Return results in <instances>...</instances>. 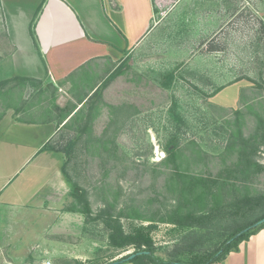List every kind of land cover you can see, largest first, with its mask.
I'll list each match as a JSON object with an SVG mask.
<instances>
[{
    "label": "rangeland",
    "instance_id": "1",
    "mask_svg": "<svg viewBox=\"0 0 264 264\" xmlns=\"http://www.w3.org/2000/svg\"><path fill=\"white\" fill-rule=\"evenodd\" d=\"M36 1L28 0L25 9L32 11ZM161 2V10L154 11L163 24L152 36L162 28V39L149 46L147 37L124 56L120 71L61 124L51 145L60 167L64 162L86 189L93 216L110 207L121 214L126 232L150 228L156 253L170 258L184 247L190 253L211 251L264 214V0ZM213 16L212 24L200 23ZM34 62L37 69L40 58ZM99 62L97 70L95 63L85 67L83 83L98 78L102 83L119 65L111 69L109 60ZM15 72L10 60L0 63V79ZM43 80L14 79L0 87V138L5 139L0 140V184L22 161L20 149L15 153L6 140L29 148L39 146L41 138L24 126L6 128L64 116L71 108H60L56 100H64L63 92ZM232 84L241 86L240 93L227 90L223 96L230 105L216 104L213 96ZM170 146L175 156L166 152ZM61 176L50 203L0 204V264H107L134 251L111 245L101 219L65 210L73 198ZM199 178L224 187L199 183L189 193L191 180ZM203 187L214 190L206 203L199 198ZM188 213L190 218H181ZM175 219L184 222H171ZM67 243L86 253L74 259L65 252Z\"/></svg>",
    "mask_w": 264,
    "mask_h": 264
},
{
    "label": "crops",
    "instance_id": "2",
    "mask_svg": "<svg viewBox=\"0 0 264 264\" xmlns=\"http://www.w3.org/2000/svg\"><path fill=\"white\" fill-rule=\"evenodd\" d=\"M156 1L158 0H38L33 4V10L29 9L28 12L25 9L28 0H0V63L7 59L16 66L15 74L0 80L14 76L29 77L41 82L44 81L43 78L47 79L63 92L60 95L64 100H56L59 107L63 108L67 104L72 109L62 121L65 122L82 108L101 84L99 78L92 85L83 83L81 77L87 65L98 64L92 67L97 70L100 67L99 61L109 60L112 64L110 68L114 69L124 56L135 51V47L141 45L147 37L149 46L157 45L162 39V28L152 36L163 24L155 19L154 9L159 8ZM41 4L34 22L33 37L30 23ZM159 9L161 10V5ZM262 15L264 22V12ZM216 19V16L209 20L202 17L200 23L209 25ZM37 56L40 58V65L36 69L34 61L38 59ZM210 77L213 81L217 79L216 74L210 73ZM240 88L238 84L225 86L212 100L216 104L230 105L224 99V93L229 90L239 94ZM61 124H58L57 117L52 116L39 122L18 121L6 128H12L13 125L24 126L34 129L33 133L41 134V138L39 146L29 148H24L26 145L17 141L6 140L10 146L14 145L15 153L20 149L22 161L12 173L2 178L0 204L25 207L37 201H40L41 206L46 202L50 203V194L59 189L62 180L60 164L56 152L40 149L45 142L55 137ZM0 140L4 143L5 139ZM67 244L69 246L65 252L67 255L72 253L74 259H79L77 257L86 253L82 248H74L77 247L76 244ZM37 251L35 249L33 255ZM213 264H264V227L242 240L237 249L229 251L223 259Z\"/></svg>",
    "mask_w": 264,
    "mask_h": 264
},
{
    "label": "trees",
    "instance_id": "3",
    "mask_svg": "<svg viewBox=\"0 0 264 264\" xmlns=\"http://www.w3.org/2000/svg\"><path fill=\"white\" fill-rule=\"evenodd\" d=\"M42 4L38 7L34 18L32 19L31 23H30V32L31 34L34 36V22H35V18L38 15L40 9H41ZM264 25V22H263ZM264 27V26H263ZM121 65V63L112 71V73L110 75H108L105 80H103V82L98 86V88L96 89V91L94 93H96L99 89H103L106 84L108 83V81H110L112 79V77H114L119 71L120 68L119 67ZM174 76V72L169 71L162 84L164 86L168 85V81H170ZM18 80L19 82H29V81H34V82H39L40 80H36V79H32L29 77H24V76H14L11 78H7V79H3L0 81V87L8 84L10 81L12 80ZM57 109H60L57 106ZM61 111H64L65 109H60ZM81 110V108L79 110H77L73 116L78 113ZM72 109L71 108H67V113H65L66 115H61L57 114V121L58 124H61L63 120H65L67 118V116L71 113ZM73 116H70L69 119H71ZM68 119V120H69ZM68 120H66V122L64 123V125L67 124ZM246 142H249L248 140H246ZM40 150H51L54 152H58L57 149H55L52 145H51V140L44 143V145L41 147ZM166 152L168 153V155H172L175 156L176 155V148L175 146L173 147H167L166 148ZM236 164H240V161L237 162ZM247 163L245 164L244 170L245 172H247ZM60 171L63 175L64 181L66 182V184L69 187V194L71 195V197L73 198L71 204L65 208L66 211H71V212H75V213H79V214H83L85 217H87V220H99L101 219L103 224L105 225V227L108 230V234H107V238L109 240V243L111 245H113L114 247H117L119 249L124 248L126 246H133L134 247V251L133 252H138V251H145L143 253L137 254L135 255L133 258L131 259H127V255H124L120 258H118V262L115 264H122L125 262H133L134 264H213L221 259H223L227 253H229V251L231 250H235L238 247V244L244 240L249 238L250 235L254 234L255 232H257L259 229L264 227V222L261 224H258L256 226H253V223H255L257 220L261 219L262 217H264V214L258 216L257 218L253 219L252 221H249L246 224H243L242 226H240L237 230L231 232L216 248H214L211 251H203V252H199V253H190V249H188L187 247H184V249H176L177 251L175 253L172 254V256L170 258H164L160 255H158L156 253L155 250V246H154V240L150 234V228L149 231L145 228L142 227H138L135 228L134 230L130 231V232H126L123 228L122 222L120 221V216L121 214L118 213L117 215L111 210V208L109 207H104L101 208L96 215H92V210H91V206H90V201L88 199V195H87V191L85 188H83L81 185H79L77 182H75L73 180V178L71 177V175L69 174V172L66 169V164L63 162L61 164L60 167ZM191 182L193 183V185H189V187L187 188L188 192L191 193L194 189H196L197 184H201V185H205V180H202V178H199V181L196 179H192ZM190 182V183H191ZM222 184H215V181H213L212 185H205L206 188H212V187H216L219 186L221 188L224 187ZM208 186V187H207ZM233 186V185H232ZM205 188V189H206ZM204 189L201 188V191ZM214 190H210L208 192H206L205 190L202 191V193L199 194V198L201 199L202 203H206L207 199L209 197V195H213L212 193ZM223 193V191L221 192ZM196 200H198V196L195 197ZM245 200L247 201H251L250 197H245ZM192 214L188 213L186 214V216L181 217L182 219H188L190 218ZM93 216V217H92ZM195 218H199V219H205L207 218L206 215L201 216V218L199 216L195 215ZM85 220V221H87ZM175 221V222H174ZM173 223H178V224H182V222H184V220H180V219H175L173 221H171ZM187 254H191V255H187ZM186 256V258L184 257Z\"/></svg>",
    "mask_w": 264,
    "mask_h": 264
},
{
    "label": "water",
    "instance_id": "4",
    "mask_svg": "<svg viewBox=\"0 0 264 264\" xmlns=\"http://www.w3.org/2000/svg\"><path fill=\"white\" fill-rule=\"evenodd\" d=\"M264 222V217H262L261 219L257 220L255 223H253V226H256L258 224H261ZM145 251H138V252H131L127 255V259H131L133 258L135 255L143 253ZM118 262V259L112 260L111 262L107 263V264H115Z\"/></svg>",
    "mask_w": 264,
    "mask_h": 264
},
{
    "label": "built area",
    "instance_id": "5",
    "mask_svg": "<svg viewBox=\"0 0 264 264\" xmlns=\"http://www.w3.org/2000/svg\"><path fill=\"white\" fill-rule=\"evenodd\" d=\"M162 2L160 1V0H158V1H156V5L160 8V5H162L161 4ZM46 264H50L49 262H45Z\"/></svg>",
    "mask_w": 264,
    "mask_h": 264
}]
</instances>
